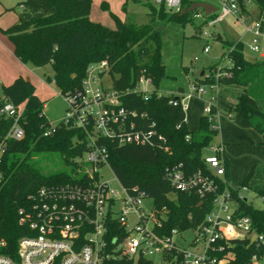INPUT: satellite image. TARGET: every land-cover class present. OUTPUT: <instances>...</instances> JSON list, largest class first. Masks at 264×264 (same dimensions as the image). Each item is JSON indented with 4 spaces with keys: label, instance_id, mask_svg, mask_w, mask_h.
Instances as JSON below:
<instances>
[{
    "label": "trees",
    "instance_id": "obj_1",
    "mask_svg": "<svg viewBox=\"0 0 264 264\" xmlns=\"http://www.w3.org/2000/svg\"><path fill=\"white\" fill-rule=\"evenodd\" d=\"M243 10L244 0H239ZM194 1L182 0L181 9L189 7ZM264 14V0H255ZM92 0H25L19 3L17 21L2 32L14 45L15 56L29 66L45 67L50 65L61 96L76 94L88 66L107 60L111 66L110 77L114 88L122 95L124 107L136 112L134 121L137 129L154 132L152 145H120L112 140H104L109 153V163L120 182L129 191L138 188L147 198H152V211L162 223L159 233L170 235L176 230L195 232L206 220L213 208L214 194L200 198L196 192L176 191L165 178L167 169L180 167L186 175L202 172L219 184V191L225 188L232 191L237 202L235 213L249 217L256 233L264 235V208H255L247 199L239 198V191L247 186L253 170L239 183L229 179L230 162L223 155L225 175L215 176L209 169L204 151L216 145L219 132L206 115L200 118L197 130H190L185 112L180 105L174 106L171 100L181 96L166 95L159 86L165 78V66L161 55V32L170 22L186 24L192 22L197 10L183 16L170 12L164 4L145 6L148 22L137 24L132 21L117 20L115 29L90 20ZM126 8V6H124ZM214 14L206 16L213 17ZM216 40L227 49L220 61L228 55L231 64L225 67L227 74L215 78V67L196 78V86L237 85L244 88L235 103H227L223 114H239L262 138L264 145V112L257 100L264 98V58L250 62L243 53L242 42H231L220 38ZM218 64V63H217ZM187 72L188 70L185 69ZM142 77L150 80L152 90L138 92L137 86ZM0 108L7 100L16 106H24L20 124L25 135L21 140L9 139L6 152L0 164V242L6 247L0 252L15 257L19 239L26 234V228L19 223V210L30 204V197L45 185L62 183L77 173L71 160L82 155L86 149L83 132L78 129L58 125L55 133L45 136L50 123L45 117V103L36 94L35 85L22 77L11 84L2 86ZM5 100H4V99ZM221 110V108H220ZM14 123L13 118L0 115V140H3ZM220 146V144L217 143ZM39 155L55 157L58 164L50 171H44L35 158ZM264 197V189L256 191ZM114 229H120L118 225ZM251 238H231L222 241L224 249L213 254L224 264H251L254 256L259 257L264 247L257 242L252 245ZM232 253L233 256L229 255ZM103 264H157L154 259L143 256L137 258L111 257ZM160 264H182V254L176 248L166 251Z\"/></svg>",
    "mask_w": 264,
    "mask_h": 264
},
{
    "label": "built area",
    "instance_id": "obj_2",
    "mask_svg": "<svg viewBox=\"0 0 264 264\" xmlns=\"http://www.w3.org/2000/svg\"><path fill=\"white\" fill-rule=\"evenodd\" d=\"M214 1L220 6L214 14L222 10L240 20L246 27V33L252 37L250 50L264 58V14L259 10L258 16L250 20V24L246 22L251 18L248 6L255 0H244L246 10H243L239 0ZM155 2L164 4L172 12L181 10L182 0ZM204 52H209V45ZM230 64L231 60L226 55L216 65L215 78L226 75L225 67ZM110 70L107 60L90 64L81 90L63 96L68 105L65 118L56 124L50 123L44 135L55 133L61 123L84 133L79 142L84 143L86 149L82 155L71 160L76 165L77 173L65 182L43 186L30 197L28 206L21 207L19 223L26 228V234L18 241L15 257L0 252V264H103L105 259L111 257L161 258L172 248L181 252L182 264H224V259L218 260L213 255L224 249L222 241L244 235L252 238L255 235V242L264 247V235L255 232L251 219L238 216L236 207L230 210L231 201H235L232 191L225 188L223 192H218L219 184L209 175L202 172L186 175L177 166L167 169L165 173L173 189L194 191L200 198L214 194L213 208L205 222L194 232L195 238L191 243L196 247L194 250L175 244L173 237L178 234L176 230L170 235L159 233L157 228H161L162 223L152 210L149 215L143 210V201L147 198L145 192L138 188L129 191L123 186L109 163L107 148L102 145L104 140H112L120 145H152L154 136L152 130L137 129L133 119L136 112L124 107L122 95L115 88H105L104 78L110 75ZM136 90L148 94L152 90L150 80L142 77ZM205 93L203 86L194 85L190 93L179 95L180 100H171L170 103L180 105L186 112L190 99ZM23 112L24 106H16L7 100L0 108V115L14 119L7 136L0 140V164L6 152L7 140L24 138L25 132L20 124ZM204 115L214 128H218L210 103L205 106ZM209 149L212 154L206 156L205 161L215 176L223 177L226 171L224 158L217 155L223 154L222 147L216 144ZM106 169L112 172V180L119 183L121 192L104 179ZM246 188L242 187L239 191V198H242L241 191ZM148 220L154 222L151 230L146 227ZM115 225L120 229H114ZM6 245L5 241L0 242V251Z\"/></svg>",
    "mask_w": 264,
    "mask_h": 264
},
{
    "label": "rangeland",
    "instance_id": "obj_3",
    "mask_svg": "<svg viewBox=\"0 0 264 264\" xmlns=\"http://www.w3.org/2000/svg\"><path fill=\"white\" fill-rule=\"evenodd\" d=\"M211 3L217 8L219 4L214 0H203ZM20 0H0V41L6 43V38L2 30L9 28L17 21V12L20 11L18 6ZM159 6L155 0H92L89 18L92 21L99 22L104 26L115 29L117 27V18L119 20L132 21L137 24H146L148 22L147 13L149 9L145 4ZM126 6V8H124ZM251 18L258 16L259 7L255 1L248 6ZM250 24V23H249ZM220 36L223 40L231 42H242L243 53L245 58L250 62L260 61L258 54L250 50L252 37L246 33L245 25L231 16L229 13L219 10L213 17L207 18L203 12L198 13L192 22L180 24L170 22L161 32V55L166 65V77L160 82V87L169 93V90L184 88L188 90L190 85L200 76L202 72H209L210 67H215L220 60L222 54L227 51L221 42L216 40ZM4 38L5 40H2ZM209 45V52L205 53V47ZM264 48V44H263ZM198 59L195 61V59ZM0 74V96L3 95L2 86L6 82L9 69L8 61H2ZM34 69L41 77L42 83L36 92L41 96L45 103L44 114L49 123H58L65 118L68 105L65 98L59 94V90L53 81L54 71L50 65L45 67L29 66ZM185 69L188 71L186 72ZM106 89H113V83L110 75L104 78ZM206 93L196 95L189 101V108L185 113V119L190 130H197L199 126L200 116L204 114L203 106L211 103V96L221 95L233 98L239 90L238 86H203ZM239 92V91H238ZM214 105L218 101L212 102ZM234 103V102H233ZM260 109L264 112V100L259 102ZM221 117L217 119L219 132L214 143H222L226 149V155L230 160L229 179L232 183L242 182L246 176L253 170V175L248 182V188L241 191L242 199H247L255 208H264V200L256 195V191L264 189V145L260 142L259 134L248 124L244 128H232L231 122L244 121V119L236 113L232 114V118L223 114L221 108ZM243 119V120H242ZM260 142V143H259ZM233 143V144H229ZM212 152L206 149L204 156H210ZM39 165L50 171L58 164L55 157H45L39 155L35 158ZM105 180L110 182L112 188L121 192L119 183L113 181V174L106 169L103 173ZM154 201L152 198H145L143 201V210L149 215L153 208ZM237 206L236 201H231L230 210ZM146 227L151 230L154 228V222L148 220ZM195 238L192 230L175 234L173 240L175 244L183 249L194 250L196 248L191 243ZM197 247L200 248V245ZM229 255L233 256L232 253ZM155 262L160 264V258L155 257ZM251 264H264V252L259 256H254Z\"/></svg>",
    "mask_w": 264,
    "mask_h": 264
},
{
    "label": "crops",
    "instance_id": "obj_4",
    "mask_svg": "<svg viewBox=\"0 0 264 264\" xmlns=\"http://www.w3.org/2000/svg\"><path fill=\"white\" fill-rule=\"evenodd\" d=\"M23 1H25V0H20V3L21 2H23ZM20 12V11H19ZM19 12H17V19H18V15H19ZM4 37L6 38V43H3L2 41H0V74H1V65L3 64V62L2 61H4V60H6V61H8V63H9V69H7L6 70V73H7V79L5 80L6 82H4V83H7V84H3V86H6V85H9V84H11L16 78H18V77H22V78H24V79H26V80H29V81H31L34 85H35V87H36V89H38L39 88V86L41 85V83H42V79H41V77H40V75L34 70V69H32V68H30L29 67V65H26V64H23L16 56H15V54H14V45H13V43L9 40V38L6 36V35H4ZM2 40H5L4 38H2ZM222 57V56H221ZM260 57V56H259ZM261 59H263L262 57H260ZM221 59V58H220ZM220 62V60L217 62V63H219ZM162 63L164 64V61H163V59H162ZM164 66H165V71H166V65L164 64ZM205 74V72H202L201 74H200V76L199 77H201V76H203ZM161 85V84H160ZM193 86H194V84L192 83L191 85H190V88L188 89V90H186V89H184V88H178V89H172V88H170V92L171 93H169V92H167V91H164L160 86H159V90H160V92L161 93H163V94H166V95H171V94H173V95H186V94H188V93H190L191 91H192V88H193ZM235 86H237V85H235ZM239 87V92L237 91V93H235V95L233 96V98L232 99H230V96L228 97L227 95H221V94H215V95H212L211 96V103H210V107H211V111H212V114L215 116V118H216V121H217V119L219 118L220 119V117H221V111H220V108H223V107H225L226 105H227V103H235L236 102V100L238 99V97L242 94V92H243V90H244V88L243 87H241V86H238ZM36 94H37V92H36ZM37 96L40 98V100H42V98H41V96H39L38 94H37ZM196 96V95H195ZM193 98V97H192ZM191 98V99H192ZM190 99V100H191ZM213 99V100H212ZM218 101V104L217 105H214L212 102H215V101ZM261 100H264V98L263 99H259V100H257V105H258V108L260 109V107H259V102L261 101ZM208 104V103H207ZM207 104H205L204 106H203V111H204V108H205V106L207 105ZM261 110V109H260ZM262 111V110H261ZM263 112V111H262ZM186 113V112H185ZM204 115V114H203ZM203 115H201L200 116V118L203 116ZM243 120V119H242ZM199 122H200V120H199ZM187 123V122H186ZM217 123V127H218V129H219V126H220V124H219V126H218V122H216ZM231 124H232V128H235V129H237V128H244L245 126H247L246 124H248L245 120L244 121H236V120H233L232 122H231ZM249 125V124H248ZM188 126V125H187ZM250 126V125H249ZM199 127V126H198ZM251 127V126H250ZM260 136V135H259ZM262 141V138H261V136H260V142ZM259 142V143H260ZM218 144H220L221 145V147H222V153H223V155L229 160V158H228V156L226 155V149H225V147H224V145L222 144V143H218ZM229 144H233V143H229ZM229 162H230V160H229ZM229 175H230V172H229ZM260 190H263V189H260ZM257 191H259V190H257Z\"/></svg>",
    "mask_w": 264,
    "mask_h": 264
},
{
    "label": "water",
    "instance_id": "obj_5",
    "mask_svg": "<svg viewBox=\"0 0 264 264\" xmlns=\"http://www.w3.org/2000/svg\"><path fill=\"white\" fill-rule=\"evenodd\" d=\"M197 10H201L205 14V16H210L217 11V7L214 6L213 4L205 2V1L193 2L189 7H185L183 9H181L179 12V15L183 16L187 13H192V12H195ZM170 12H172V11H170ZM255 239H256V236L254 235L251 238L250 245H252L255 242Z\"/></svg>",
    "mask_w": 264,
    "mask_h": 264
}]
</instances>
